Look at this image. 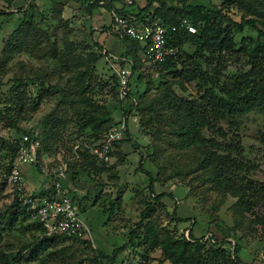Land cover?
<instances>
[{
  "label": "rangeland",
  "instance_id": "obj_1",
  "mask_svg": "<svg viewBox=\"0 0 264 264\" xmlns=\"http://www.w3.org/2000/svg\"><path fill=\"white\" fill-rule=\"evenodd\" d=\"M184 1L234 22L255 21L253 29L245 27L240 33L230 28L235 53L211 58L210 66L202 64L218 84H228L232 75L248 69L245 56L263 47L260 33L264 34V0ZM144 3L137 0L135 5ZM0 12L11 14L0 16V247L7 259L17 258L15 264H169L160 249L145 244L144 227L149 224L159 238L165 233L171 238H186L187 230L193 227L195 238L206 247H220V254L232 263L264 264V224L246 213L237 218L233 214L234 200L212 191L195 170L198 153L178 148L169 133L177 122L169 111L174 102L170 99L199 97L194 84L156 71V66L141 62L140 53L141 79L135 83L133 77L129 90L140 92L149 81L143 103L150 102L153 110H143L142 118L151 117L146 128L150 134L137 127L134 115L129 116L128 134L106 165L93 164L82 156L70 164L74 178L70 181V172L65 176L69 195L79 204L75 212L88 232L89 245L57 240L47 248L33 247L17 256L18 249L33 243L39 233L24 221L7 224L13 195L2 179L9 151L1 141L16 140L22 132L40 140L47 137L41 134L42 123H46L44 133L49 129L50 121L45 118L64 121L56 128L54 142L44 138L47 148L39 157V166L46 170L39 172L32 165L20 167L26 194L45 188L46 172L58 169L60 161L69 159L71 145L85 134L80 127L87 117L104 113L103 122L109 128L124 121L122 104L112 96L110 71L103 59L93 57L99 45L114 55L120 53V47L106 32L110 19L102 9L87 11L65 0H0ZM183 51L190 55L193 49L185 44ZM167 91L169 96L164 98ZM62 93L67 95L63 102ZM35 95L41 96L38 105ZM83 98L89 102L82 103ZM11 120L19 132L11 128ZM230 122L231 127L225 122L215 126L225 139L206 131L202 135L219 143L238 141L244 158L256 169L249 177L264 183V112L253 110ZM139 167L151 175L152 193ZM160 193L164 196L155 200ZM122 245L124 250L111 262L94 256L98 252L110 257L112 250ZM200 255L205 256L202 252Z\"/></svg>",
  "mask_w": 264,
  "mask_h": 264
},
{
  "label": "trees",
  "instance_id": "obj_2",
  "mask_svg": "<svg viewBox=\"0 0 264 264\" xmlns=\"http://www.w3.org/2000/svg\"><path fill=\"white\" fill-rule=\"evenodd\" d=\"M54 1V0H46ZM66 2H73L80 7H84L87 11L96 9L105 10L109 15V25H107L106 32L112 36L120 47V53L114 55L111 51L106 50L103 45H99L97 53L93 56L95 59L100 57L104 60L110 71L112 79V96L115 101L121 103V116L124 122H127L129 116L137 118V127L147 133L150 132L146 129L151 123V117L142 118L143 110H153L151 103H143L145 94L148 91V82L144 89L140 92L129 90L128 96L119 101L117 98V80L112 72V67L117 65L119 67L129 66L131 71V78L138 83L141 79L139 70L138 53H142V45L128 39L125 36H118L110 33L112 25H114L110 16L113 10L116 15L130 21L136 25H149L158 23L162 27L168 28L177 25L180 19H186L194 28L193 34H188L182 30H177L175 33L168 35L167 43L177 48V53L172 58L166 59L162 65L155 67L156 71L165 72L172 78L183 77L182 79L187 83H193L196 93L199 97L192 99L171 98L170 101L174 102L170 105L169 111L175 116L177 122L175 128L169 133H172L177 140L176 146L178 148H191L198 153L197 161L195 163V170L199 172L202 179L206 184L211 186V190L234 200L232 203L233 214L239 218L242 214L246 213L254 220L259 219L264 224V183L256 182L249 177V174L256 171L255 166L251 165L243 156L242 148L238 141H228L227 143L215 142L212 139H205L202 135L203 131L217 134L221 139H225V134L220 129H215L219 122H225L230 127V119L241 117L253 110L264 112V34L262 36L263 47L250 55H246L248 69L246 71H239L230 77L228 84H218L217 78L209 75V73L202 69V64L210 66V59H217L221 54L235 53L233 48V40L230 34V28L234 32L240 33L243 28H254V20L240 19L238 22L231 21L229 18L222 16L220 13L212 12L203 6L187 5L184 0H145L144 5L125 7L120 5L117 9L113 8L114 1L109 0L107 3H99L100 1L92 0H65ZM164 3H175L178 7L171 8L165 6ZM154 4L157 6L155 7ZM11 14L0 12V16L9 17ZM224 23V25H222ZM189 45L193 52L188 55L183 51L184 45ZM104 52V53H103ZM108 54H112L116 59L111 60ZM94 59V60H95ZM96 61V60H95ZM133 81V80H132ZM80 88V86H79ZM86 89V88H85ZM83 94V90H79ZM134 94V96H133ZM169 96V91L165 93L164 98ZM67 97L62 93V102ZM41 96L35 95V105L39 104ZM21 98L18 99L20 103ZM178 100V101H177ZM89 99L83 98L82 103H88ZM167 106V105H166ZM104 113L100 116L91 114L83 123L81 132H85L82 139L75 141L69 150V159L64 162H59L58 166L65 165V172H70V164L81 160L85 156L93 164H98L95 157L90 153V148L99 145L101 139L109 132L111 127L104 125ZM48 119L49 129L44 133L46 123H42L43 136L47 135L46 140L55 141L56 128L58 124L64 121L57 120L53 116ZM11 128L15 132H19L15 121L11 120ZM109 128V129H108ZM85 130V131H84ZM21 136L12 141H1L3 147L9 151L8 164L2 175L3 183L8 175L9 167L14 160L16 149L19 145L20 138L26 136L28 139L27 144L32 146V156L34 167H38L39 172L42 169L39 166V157L46 152L47 145L45 139L41 137L40 140L31 133L22 132ZM128 134L127 126L123 137ZM168 134V133H167ZM53 138V140H52ZM128 138V137H127ZM123 140V139H122ZM120 142H123V141ZM127 142V139L124 140ZM77 142V143H76ZM114 144L113 150L108 154L109 158L118 150V144ZM40 145V147H39ZM132 147V144H130ZM124 156V155H123ZM65 160V159H64ZM141 164V162L139 161ZM107 163H101L106 165ZM29 165V166H31ZM57 166V167H58ZM57 170V169H56ZM56 170L52 169L46 172V183L48 188L41 189L39 192L31 193L32 197L49 198L53 184L58 182ZM140 172L148 180L147 189L152 193L153 179L151 175L139 167ZM22 177V172L19 170ZM74 178L70 172V181ZM69 180L66 179L60 182L62 190L66 194H70ZM12 191V204L10 212L7 216V224L13 225L16 222L24 221L33 225L39 237L30 245H24L18 249L16 255L20 256L21 253L27 249L35 250L37 248H47L50 243L57 240H65L83 245H89V238L87 239H67L60 235L46 236L44 229L37 223H32L27 217L22 215L16 193ZM23 190V188H22ZM24 191V190H23ZM164 196L163 193L156 195L155 200L159 201ZM73 201L74 197L70 196ZM76 202V201H75ZM79 204L77 205V207ZM261 214V215H257ZM260 212V213H259ZM1 217V214H0ZM178 222H185V219H178ZM193 226V225H192ZM9 227V226H8ZM193 228V227H192ZM192 228L187 230L186 238H171L165 233L164 236L159 238L152 229V226L147 224L144 227V241L152 249H160L169 264H237L232 263L227 257H223L220 253V247L209 246L195 238L192 233ZM1 230V229H0ZM124 245L119 248L113 249L110 257H106L101 253L95 252L94 256L104 258L107 261H112L113 258L124 250ZM158 247V248H157ZM236 249V248H235ZM42 250V249H41ZM205 254V256L200 255ZM5 254L0 247V264H7L17 262V258L9 257ZM92 264V263H91Z\"/></svg>",
  "mask_w": 264,
  "mask_h": 264
},
{
  "label": "built area",
  "instance_id": "obj_3",
  "mask_svg": "<svg viewBox=\"0 0 264 264\" xmlns=\"http://www.w3.org/2000/svg\"><path fill=\"white\" fill-rule=\"evenodd\" d=\"M107 3L109 0H92ZM114 9L123 5L131 7L136 4L137 0H113ZM114 25L110 33L118 36H125L142 45L141 62L152 66L162 65L166 59L174 57L177 48L167 43L168 35L182 30L188 34H193L195 28L186 20L180 19L177 25L168 28L162 27L158 23L149 25H136L130 21L115 14L112 10L110 13ZM104 53V52H103ZM109 59L115 60L112 54L107 55ZM112 72L117 80V98L123 101L129 93V83L131 71L129 66L112 67ZM125 131V122L122 120L116 126L112 127L109 132L101 139L99 145L90 148V153L95 157L98 164L106 163L109 159L108 154L113 150L114 144L123 139ZM26 136L20 138L19 145L16 149L14 160L12 161L6 184L16 193L22 215L27 217L30 222L37 223L41 226L46 236L60 235L67 239H87L88 232L83 223L76 215L77 203L73 201L69 194L64 193L60 182L65 180V165H61L57 170L58 182L53 184L49 198L32 197L22 190V178L19 173L21 166H29L33 163L32 146L27 144ZM48 186L44 188L46 190Z\"/></svg>",
  "mask_w": 264,
  "mask_h": 264
},
{
  "label": "crops",
  "instance_id": "obj_4",
  "mask_svg": "<svg viewBox=\"0 0 264 264\" xmlns=\"http://www.w3.org/2000/svg\"><path fill=\"white\" fill-rule=\"evenodd\" d=\"M127 121H128V119H127ZM126 126L128 127V123H127V122H126ZM128 128H129V127H128ZM122 146H123V145H122ZM125 154H126V153H125ZM109 159H110V158H109ZM109 159H108V160H109ZM107 162H108V161H107ZM45 181H46V180H45ZM46 185H47V184H46ZM21 186H22V185H21ZM42 187H43V186H42ZM42 187H39L38 190H37L36 192H39L41 189H44V188H42ZM22 188H23V187H22ZM32 192L34 193V191H32ZM32 192H31V193H32Z\"/></svg>",
  "mask_w": 264,
  "mask_h": 264
}]
</instances>
